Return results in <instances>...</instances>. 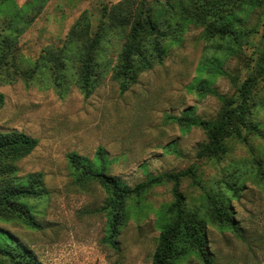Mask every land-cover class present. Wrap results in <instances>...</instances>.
Listing matches in <instances>:
<instances>
[{
  "label": "rangeland",
  "instance_id": "rangeland-1",
  "mask_svg": "<svg viewBox=\"0 0 264 264\" xmlns=\"http://www.w3.org/2000/svg\"><path fill=\"white\" fill-rule=\"evenodd\" d=\"M36 0H15L18 6ZM119 0H45L38 16L18 36L23 64L33 65L46 49L63 45L72 24L85 11L95 28L103 5ZM250 16L246 24L255 23ZM201 27L190 25L180 45L168 47L162 64L143 71L124 92L108 72L102 82L84 97L70 84L64 95L46 74L27 83L15 76L0 77L4 104L0 107V130H20L38 139L36 147L17 162L19 177L43 174L46 194L31 200L40 229L21 221L0 222L24 242L42 264H151L159 228L156 212L172 200L171 182L153 186L130 201V216L118 236V248L102 242L105 215L98 210L105 198L94 181L77 185L67 160L75 151L93 158L98 147L105 150L108 172L133 186L149 175L177 171L195 165L201 185L225 187L241 178L238 196L230 203L239 227L238 236L228 228L208 225V246L217 264H264V190L258 170L264 165V140L248 135L246 142L227 140L225 154L198 158L206 141L198 126L182 128L169 118L186 108L201 119H213L221 106L219 95H231L251 73L264 46V13L257 29L241 45L201 37ZM221 42V44H218ZM110 46H106L109 55ZM104 53V54H105ZM4 77L5 74H3ZM205 80L209 89L198 83ZM264 100V79L255 90ZM255 118L264 127V107ZM180 189L189 205L199 204L203 189L185 177ZM179 264H198L190 257Z\"/></svg>",
  "mask_w": 264,
  "mask_h": 264
},
{
  "label": "trees",
  "instance_id": "trees-1",
  "mask_svg": "<svg viewBox=\"0 0 264 264\" xmlns=\"http://www.w3.org/2000/svg\"><path fill=\"white\" fill-rule=\"evenodd\" d=\"M44 1L18 6L15 0H0V77L6 82L19 76L31 83L36 75L46 74L61 95L70 84H75L84 97L93 92L108 72L120 92L128 90L143 71L163 63L168 47L180 45L190 25L201 27L204 39H220L238 46L256 31L264 13V0H119L103 5L95 28H91L84 11L70 27L61 47L46 49L33 65L26 67L19 52L18 36L38 16ZM251 15L256 21L247 25ZM107 45L111 48L109 55L105 53ZM257 58L251 73L233 94L219 95L221 106L213 119L197 117L192 108L169 116L182 128L198 126L204 130L206 141L199 145L196 157L216 158L225 154L230 138L246 142L248 135H255L264 140V127L254 116L258 107H264V100L255 98L256 87L264 79V46ZM10 74L15 76L8 77ZM198 86L210 91L205 80ZM4 100L0 92V107ZM37 144L36 137L23 131L0 130V222L19 220L30 228L43 227L30 202L47 192L43 174H16L17 162ZM66 156L77 185L94 181L103 189L105 198L98 208L106 217L102 242L113 248H118V236L130 216V201L165 182L172 183L173 198L156 212L159 234L151 264H179L190 257L197 259L198 264H217L208 246V225L228 228L240 235L230 203L243 185L238 175L225 187L207 189L201 185L196 166L191 165L149 175L131 186L108 172L103 147L97 148L93 158L75 151ZM185 177L203 189L199 204H187L180 189V181ZM258 179L264 190V165L258 170ZM0 264L42 263L28 245L0 226Z\"/></svg>",
  "mask_w": 264,
  "mask_h": 264
}]
</instances>
